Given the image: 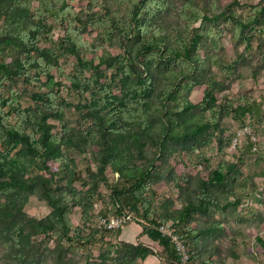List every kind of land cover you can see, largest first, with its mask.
Returning <instances> with one entry per match:
<instances>
[{
  "label": "trees",
  "instance_id": "16d2710c",
  "mask_svg": "<svg viewBox=\"0 0 264 264\" xmlns=\"http://www.w3.org/2000/svg\"><path fill=\"white\" fill-rule=\"evenodd\" d=\"M75 1L0 0V94L7 80L30 79L33 70L38 77L50 76L59 55L72 57L76 63L66 76L67 87L79 99L75 113L84 114V122L92 127L79 133L65 125L57 136L49 120L62 119L64 114L51 94H34L38 105L17 108L14 117L4 111L9 101L0 98V146H5V151L0 149V229L15 250L13 260L0 264H72L76 249L99 252L89 264H144L157 255L169 264H180L172 239L160 232L168 224L187 248L193 247L191 258H195L198 240L222 230L221 224L193 229L195 217L207 216L212 207L243 205L240 197L223 208L219 205L217 191L234 185L236 165L218 167L207 179L200 177L193 193L189 178L165 171L186 196L180 209L170 199L154 208L145 195L160 180L169 156L179 150L195 152L219 128L223 106L216 105L219 80L213 67L235 74L240 63L224 65L209 53L200 54L212 35L209 26L235 25L245 52L251 51L264 36V1L252 7L249 16L239 17L234 10L241 6L237 0L221 7L209 0H78L87 4L86 19L74 11ZM57 25L64 35L54 41L51 32ZM90 28L97 31L101 46L107 43L118 52L89 58L92 50L84 35ZM260 46L264 48V41ZM239 59L245 61V55ZM109 70L111 77L105 74ZM118 74L122 79L116 95L113 86ZM193 85L204 87L197 104L189 98ZM226 106L227 114L243 127H253L251 123L261 117L262 104L256 101ZM88 141L98 148L97 183L109 185L106 169L119 175L118 182L110 185L115 215H101L125 218L128 226L134 214L145 222L142 235L154 247L113 241L111 237L118 238L124 229H105L100 220V228L88 235L73 226L70 212L79 205L88 216L86 207L95 198L96 186L88 192L76 190L68 182L67 162L60 153L65 149L84 154ZM243 144L249 152L257 148L251 138ZM29 196L47 202L53 210L48 217L28 218L24 207ZM28 233L32 238L44 236L46 242L53 240V249L44 240L26 241Z\"/></svg>",
  "mask_w": 264,
  "mask_h": 264
},
{
  "label": "rangeland",
  "instance_id": "374dc122",
  "mask_svg": "<svg viewBox=\"0 0 264 264\" xmlns=\"http://www.w3.org/2000/svg\"><path fill=\"white\" fill-rule=\"evenodd\" d=\"M209 1L221 7L233 0ZM237 1L241 6H236L234 10L240 15L239 17H247L251 8L264 0ZM72 7L83 19H86V3L76 0L72 3ZM220 10L217 8V13ZM221 23H218L219 26L213 24L209 26L212 32L211 38L207 44H203L200 48L201 55L209 53L216 59L223 60L224 65L236 61L240 63L235 74L232 71L230 73L226 68L223 70V68L213 67L219 80L216 90V105L222 104L223 106L222 113L217 118L219 128L202 144V148L195 152L179 150L169 156L168 166L162 168L163 174L160 180L149 186L145 196L150 199L154 208L161 207L166 200L170 199L175 202V209H180L186 196L182 194L175 182L170 181L165 171L170 169L179 177L189 178L191 181L189 192L193 193L194 189L198 187L200 177L207 179L218 167L236 165L232 172L235 176L234 185L217 191L220 197L219 205L223 208L228 202L233 203L239 197L242 199L243 205L239 208L230 206L221 210H215L212 207L207 216L197 215L195 217L191 224L193 229L209 228L221 224L222 230L208 238L204 237L198 240V252H195V258H191L193 247L188 246L190 264H202L205 261L206 264H264V54L262 53L264 48L261 49L260 46V43L264 41V36L254 42L251 51L245 52V45L238 37L235 25ZM51 35L53 40L57 41L63 37L64 31L57 25ZM84 38L92 50L89 53V58L101 57L107 51L113 54L118 52L112 50L107 43L101 46L97 40L96 30L90 28ZM46 47H50V44ZM241 54L245 55V61L240 62ZM75 63L74 58L59 55L58 64L51 69L50 76L41 74L38 77L37 72L33 70L30 79L21 76L7 80L0 94L2 102L9 101V104L4 106V111L14 117L18 114L17 108L25 110L38 105L32 98L34 94H51L54 96L55 106L57 109L62 108L64 114L62 119L51 118L49 120V123L55 127L53 132L57 136L62 134L65 125L79 133H86L90 128L92 129L84 122V114L75 113V106L79 99L67 87L66 76L72 73ZM105 74L111 77L112 70L105 71ZM121 79V74L115 78L116 85L113 86V92L116 95L120 93L121 86L118 85V81ZM104 81L105 79H103ZM191 90L190 101L195 104L201 102L204 87L193 85ZM245 101H256L262 104L261 117L251 123L253 127H243L226 111L228 109L227 102H232L236 106ZM39 105L45 106L41 103ZM248 122L249 120L246 121L247 124ZM246 129L251 134L243 135ZM247 138H251L257 143V148L251 152L243 144ZM235 142L237 145L234 147ZM0 149L5 151V146H0ZM97 151L98 148L88 141V147L84 154H79L74 150L68 152L65 149L60 153L67 162L70 173L68 182L72 183L76 190L88 192L94 185L96 186L95 198L87 206L88 208L86 207L89 215H83L84 209L76 205L69 216L74 227H82L84 235L90 234L93 229L100 228L99 220L103 217L101 213L107 212V217L115 215L113 210L115 202L110 185L118 182L119 175H113L110 169H106L105 176L108 178L109 185H105L103 182L97 183L99 182V178L96 177L98 164L95 160V153ZM24 211L29 219L39 220L48 217L53 210L46 201L36 196H29ZM132 215L135 220L122 230L118 238L113 235L111 239L154 247V244L142 235L141 225L145 222L136 218L134 214ZM32 237L28 233L26 241L40 242L44 240L46 242L44 236ZM187 243L189 242L187 241ZM46 246L53 249L54 241L46 242ZM14 251L13 244L0 229V263L13 260ZM98 254L97 250L86 253L76 249L73 253L72 264H89L93 259H98ZM144 264H169V261L157 255L150 257Z\"/></svg>",
  "mask_w": 264,
  "mask_h": 264
},
{
  "label": "built area",
  "instance_id": "2783aa9c",
  "mask_svg": "<svg viewBox=\"0 0 264 264\" xmlns=\"http://www.w3.org/2000/svg\"><path fill=\"white\" fill-rule=\"evenodd\" d=\"M251 134L247 129L243 132V135ZM237 145V142L234 143V147ZM100 224L102 227L108 230L124 229L127 224V219L125 218H100ZM160 232L164 236H168L172 239L175 249L180 258V264H190V256L188 254V249L183 243V241L174 234L170 224L163 225L160 227Z\"/></svg>",
  "mask_w": 264,
  "mask_h": 264
}]
</instances>
